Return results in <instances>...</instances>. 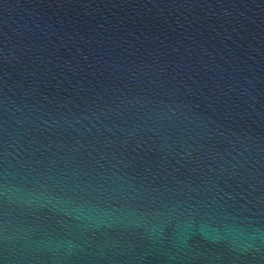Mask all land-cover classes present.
<instances>
[{"label": "water", "instance_id": "water-1", "mask_svg": "<svg viewBox=\"0 0 264 264\" xmlns=\"http://www.w3.org/2000/svg\"><path fill=\"white\" fill-rule=\"evenodd\" d=\"M0 264H264V0H0Z\"/></svg>", "mask_w": 264, "mask_h": 264}]
</instances>
